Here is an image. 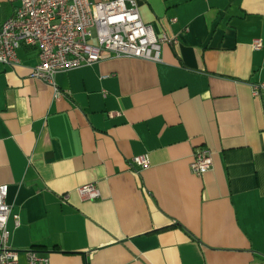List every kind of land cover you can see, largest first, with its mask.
<instances>
[{"label": "crops", "instance_id": "1", "mask_svg": "<svg viewBox=\"0 0 264 264\" xmlns=\"http://www.w3.org/2000/svg\"><path fill=\"white\" fill-rule=\"evenodd\" d=\"M132 1L174 41L158 62L107 58L54 87L30 78L36 46L0 64V185L19 263L34 250L49 264H264V93L251 92L264 84V0ZM19 6L0 0V25ZM197 149L213 160L201 176ZM87 184L98 199L79 196Z\"/></svg>", "mask_w": 264, "mask_h": 264}, {"label": "built area", "instance_id": "2", "mask_svg": "<svg viewBox=\"0 0 264 264\" xmlns=\"http://www.w3.org/2000/svg\"><path fill=\"white\" fill-rule=\"evenodd\" d=\"M167 36L157 37L151 26L142 22L132 0H20L15 13L0 25V64L13 67L17 50L22 46L39 49L38 63L30 78L54 87V77L107 58L160 61L163 44L172 43ZM262 49L260 40L252 43ZM253 97L264 93V84L251 85ZM54 97L59 93L54 88ZM264 107V102H263ZM138 169L149 166L147 155L133 157ZM213 167L208 149L194 151L190 169L201 176ZM84 200L99 198L95 184L79 187ZM8 186L0 185V264H20L17 252L10 245L7 228L10 217L18 226V216L12 215L7 204ZM25 264H49V259L34 250L26 252Z\"/></svg>", "mask_w": 264, "mask_h": 264}]
</instances>
